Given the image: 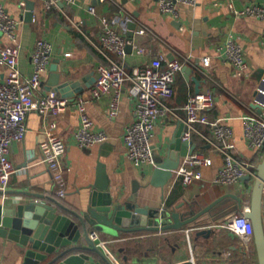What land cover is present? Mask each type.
Masks as SVG:
<instances>
[{"label":"crops","instance_id":"1","mask_svg":"<svg viewBox=\"0 0 264 264\" xmlns=\"http://www.w3.org/2000/svg\"><path fill=\"white\" fill-rule=\"evenodd\" d=\"M25 1L0 0V6L20 21L17 29L20 71L24 75L31 73L30 56L36 41L46 40L52 46L51 63L55 58L60 60L59 82L80 83L83 91L74 99L80 95L87 98L86 109L93 122L92 130L105 133L108 140L89 150L76 145L79 118L74 101L55 118L58 132L66 144L63 157L66 195L59 198L47 166L39 161L36 152L38 143L44 140L40 132L43 121L37 112H30L25 138L14 143L10 153V160L18 171L10 177L5 192L0 190L3 214L13 216L16 205L28 201L29 198L19 192L40 194L44 196L41 202L50 204L49 199H53L73 208L82 189L95 181L100 162L105 165L112 194L120 193L124 199L137 184L141 206L171 209L182 202L184 205L197 202V207L204 208L227 196L179 231L135 233L109 241L100 236L106 242V248L99 247L111 264H259L254 241L248 253L235 235L222 227L250 206L256 178L241 179L229 186L213 181L223 165V156L217 149L221 144L215 139L210 125L197 124V132L190 139L196 152L202 151L212 160L211 166L201 169V181L184 185L173 176L164 188L149 182L159 156L164 155L172 138L185 130L183 106L188 96L207 90L213 93L214 105L206 114L210 122H219L232 129V152L256 167L261 162L264 149L255 152L248 146L243 137V122L264 108V21L237 16L230 4L233 9L240 10L247 5H264V0H196L194 6L179 4L176 15L162 13L157 0H83L76 6L60 4L47 12L43 10V0H30L34 4L31 21H25L23 17ZM89 6L95 7V15L89 13ZM115 16L125 22V26L115 25L125 36L127 23L136 24L132 52L124 60L112 56L129 72L158 56L182 63L174 82V95L164 103L168 110L159 117L153 130V165L139 167L127 157L123 135L134 121L135 105L128 92L129 82L123 87L115 118L108 115V96L96 101L90 98L96 67L106 63L96 49L99 19ZM139 30L144 33L137 34ZM229 39L241 47L249 65V72L244 77L233 75V67L226 58L225 47ZM8 43L7 38L0 35V44ZM136 49H142L143 54L137 55ZM205 57L211 62L207 72L201 63ZM50 76V71L43 75L40 94L53 90L48 85ZM260 91L263 94H258ZM67 92L71 94L74 90ZM7 203H12L11 210L6 208ZM22 260L23 253L17 244L0 238V264H22Z\"/></svg>","mask_w":264,"mask_h":264},{"label":"built area","instance_id":"2","mask_svg":"<svg viewBox=\"0 0 264 264\" xmlns=\"http://www.w3.org/2000/svg\"><path fill=\"white\" fill-rule=\"evenodd\" d=\"M82 1L43 0V10L50 11L58 8L60 4L68 7L76 6ZM195 3L196 0H157L159 10L170 15H176L179 4L194 6ZM21 5L23 6L24 3ZM230 8L237 16L264 21V5L252 4L235 10L230 4ZM88 11L95 15L94 6H89ZM99 21L100 31L96 49L106 59V63H100L96 67V79L89 93L90 98L96 101L108 96V115L110 118H115L119 112L123 87L129 82L128 92L134 98L135 105L134 121L126 128L123 135L127 157L139 167L153 165L151 144L153 130L159 117L168 110L164 103L174 95V82L177 73L182 69V63L174 58L170 60L158 56L129 72L122 62L113 59L115 56L124 60L127 56L126 47L129 44L132 45L133 50V41H128L115 26L116 24L125 26V22L116 16L109 19L101 17ZM19 24L18 19L10 16L8 11L0 6V35L9 41L8 44H0V190L5 192L10 177L18 171L10 160L12 145L24 140L27 132V116L35 111L43 121L40 132L44 135V140L37 145V156L39 161L47 166L56 195L63 198L66 195L63 165L66 144L58 132L55 118L68 109L71 101L61 97L54 90L40 94L42 78L49 71L52 57V46L46 40L36 41L30 56L31 73L24 75L20 71V44L17 35ZM143 33V30L137 32V34ZM225 48L226 58L233 67V75L238 78L246 76L249 65L241 47L229 39ZM135 53L141 55L143 50L136 49ZM201 63L207 72L211 66L209 58H202ZM258 94L263 92L260 91ZM86 99L82 95L74 99L79 118L75 142L83 150H89L108 140L105 133L92 130L93 122L87 113ZM213 105L214 97L211 90L188 96L183 106L185 130L181 140L190 141L192 134L197 132V124L210 125L215 139L221 144L217 145V149L223 156V165L213 181L218 185L229 186L245 177L255 179L256 165L238 158L232 152L234 148L232 129L219 122L209 121L206 112ZM243 137L253 151L260 152L264 149V108L256 116L244 120ZM211 164V158L204 152L194 151L182 158L174 172L175 179L184 185L201 181V169ZM248 211L247 206L222 227L232 232L244 249L250 253L253 233L251 223L245 216ZM90 238L98 246L106 248V242L100 239L96 231L90 233Z\"/></svg>","mask_w":264,"mask_h":264},{"label":"water","instance_id":"3","mask_svg":"<svg viewBox=\"0 0 264 264\" xmlns=\"http://www.w3.org/2000/svg\"><path fill=\"white\" fill-rule=\"evenodd\" d=\"M33 9V2L26 0L25 21H31ZM126 27V39L134 41L135 22H128ZM131 52L132 45L129 44L126 53ZM59 61L55 58L49 66L51 79L48 85L61 97L74 101L75 95L83 88L79 82H59ZM70 89L74 92L67 94ZM181 135L182 132L172 138L164 155L159 156L150 185L164 188L173 178L182 158L195 151L192 141H182ZM256 171L249 211L245 216L251 223L258 263L264 264V157ZM109 188L105 165L99 162L95 181L82 189L71 209L53 199H49L50 204L41 202L44 196L40 194L19 192L29 199L16 205L13 216L3 214L0 206V238L17 244L23 253L22 264H111L103 250L90 238L91 232L96 231L109 241L135 233L179 231L227 197L218 198L204 208L197 207V202L186 205L182 202L174 208L161 209L140 205L137 184L124 199L120 193L112 194ZM12 206V203L6 204L10 210Z\"/></svg>","mask_w":264,"mask_h":264},{"label":"rangeland","instance_id":"4","mask_svg":"<svg viewBox=\"0 0 264 264\" xmlns=\"http://www.w3.org/2000/svg\"><path fill=\"white\" fill-rule=\"evenodd\" d=\"M154 154H155V153L152 151V156H153V159H154Z\"/></svg>","mask_w":264,"mask_h":264}]
</instances>
